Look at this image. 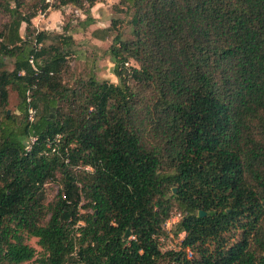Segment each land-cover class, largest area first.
Instances as JSON below:
<instances>
[{"label": "trees", "instance_id": "1", "mask_svg": "<svg viewBox=\"0 0 264 264\" xmlns=\"http://www.w3.org/2000/svg\"><path fill=\"white\" fill-rule=\"evenodd\" d=\"M98 1L0 0V264H264V0H119L117 82L68 87L32 19Z\"/></svg>", "mask_w": 264, "mask_h": 264}, {"label": "rangeland", "instance_id": "2", "mask_svg": "<svg viewBox=\"0 0 264 264\" xmlns=\"http://www.w3.org/2000/svg\"><path fill=\"white\" fill-rule=\"evenodd\" d=\"M50 3L53 0H48ZM119 0H99L90 11L91 19H87L86 15L73 5H67L59 10L48 9L45 15L39 16L37 13L32 19L31 30L34 33L43 32L46 39L45 45L51 43L59 44L63 39L69 43L70 54L62 66V79L64 83L70 87L81 79H87L94 76L98 80H106L116 83L117 79L113 73V59L109 52L112 38L117 32L122 34V38L130 36V13L123 8H116L114 5ZM4 17L0 15V24L4 21ZM114 25L111 27V23ZM67 26V29L64 27ZM24 27L22 25L20 33L24 36ZM108 27H111L110 29ZM108 29V30H106ZM33 40V44H34ZM136 65L135 62H131ZM8 69H12V64L8 63ZM19 97L15 90L9 89L8 112L19 115L18 111ZM46 195L48 201L51 200L58 191V184L54 181L49 182L46 186ZM82 208L80 212H84ZM179 210L174 209L172 212L177 213ZM172 213V214H173ZM174 227L167 230L163 234V246L166 250L180 249L178 234L174 232ZM238 238L237 233L234 234L230 243ZM25 242L34 247L37 255L31 261L24 264H38L36 258L39 257L40 247L35 237H25ZM165 252V251H163Z\"/></svg>", "mask_w": 264, "mask_h": 264}, {"label": "built area", "instance_id": "3", "mask_svg": "<svg viewBox=\"0 0 264 264\" xmlns=\"http://www.w3.org/2000/svg\"><path fill=\"white\" fill-rule=\"evenodd\" d=\"M48 9H50V8H48ZM48 9H46V10L38 9L37 14H38L39 16H42V17H43ZM39 46H40V45H38L37 47H39ZM29 62H30L31 64H33V62H34V56H33V55H30V57H29ZM29 112H30V119H33L34 110H33V109H30ZM31 140L33 141L34 138H32ZM180 216H181V214H180L179 212L171 214V216L166 220V223H165V226H166L167 230H171V228L174 227V225H175V224L177 223V221L179 220ZM183 237H184V233H183V232H181V233L178 234V238H179V244H180V246H181V241H182ZM130 238H134V236H131ZM164 239H165V238H164L163 235L157 237L158 246H159V249H160L162 252H163V251H167V250H166L167 247L162 245ZM169 250H173V249H169ZM178 250H179V249H178ZM175 251H176V250H175Z\"/></svg>", "mask_w": 264, "mask_h": 264}, {"label": "water", "instance_id": "4", "mask_svg": "<svg viewBox=\"0 0 264 264\" xmlns=\"http://www.w3.org/2000/svg\"><path fill=\"white\" fill-rule=\"evenodd\" d=\"M174 191H176L175 188H174ZM200 215H202V216L205 215V212H202V211H201V212H200ZM128 235H129V230H127V231L125 232V234H124V238H126Z\"/></svg>", "mask_w": 264, "mask_h": 264}]
</instances>
